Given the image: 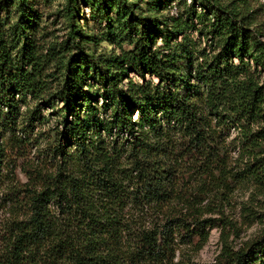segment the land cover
<instances>
[{
    "label": "trees",
    "instance_id": "1",
    "mask_svg": "<svg viewBox=\"0 0 264 264\" xmlns=\"http://www.w3.org/2000/svg\"><path fill=\"white\" fill-rule=\"evenodd\" d=\"M80 1L105 21L106 34L123 32L131 49L90 51V35L75 22L79 1L65 0L69 29L51 47L61 68L54 95L64 103L49 144L56 164L46 175L31 170L42 179L21 197L19 179L13 184L9 200L26 210L0 235V264H177L174 234L196 251L207 241L203 228L188 226L196 200L222 197L230 177L264 184V40L250 28L249 12L222 0ZM172 2L176 15L164 12ZM1 11L0 126L11 129L20 100L43 96L45 86L28 37L34 0H0ZM187 30L213 42L211 53L194 55L187 34L175 41ZM158 35L161 46L154 45ZM88 80L98 85L101 105L84 89ZM231 126L248 158L233 174L222 142ZM216 264H264V238L246 249L225 244Z\"/></svg>",
    "mask_w": 264,
    "mask_h": 264
},
{
    "label": "rangeland",
    "instance_id": "2",
    "mask_svg": "<svg viewBox=\"0 0 264 264\" xmlns=\"http://www.w3.org/2000/svg\"><path fill=\"white\" fill-rule=\"evenodd\" d=\"M78 1L80 17L75 22L83 27V31L91 38L85 42L86 48L102 56L120 54L131 49L123 32L116 31L115 36L106 34L105 21L95 18L89 7ZM186 1L191 2V0ZM222 1L230 3L231 8L243 13L249 12L254 19L250 28L258 32L260 39L264 40V0ZM34 6L37 15L33 22L34 28L28 37L35 44L41 60L40 78L44 82L45 90L40 94L43 96L37 98L27 94L20 100L16 121L11 129L0 126V235L12 219L21 218L22 211L26 210L17 207L9 200L16 179H19L20 184L15 195L21 197L26 193L27 188L38 184L37 181L42 179L41 176L35 179L31 170L36 169L46 175L54 170L56 164L49 144L54 128L58 126L61 129V108L64 103L57 100L54 95L57 87L60 86L61 68L54 58L55 54L51 47L59 48L60 42L66 37L69 24L64 16L65 0H34ZM177 11L175 2H172L167 12L166 10L164 12L176 15ZM0 15L2 16V11ZM111 15H114L113 12ZM13 21V14L7 16L4 21L5 28L9 29ZM84 22H87V25ZM186 34L189 35L196 49L194 55L199 56L202 51L211 53L213 42L206 40L194 30L179 34L175 41H182ZM22 43L21 41L19 46ZM154 45H162L159 35L155 38ZM14 48L13 53H15ZM197 50L201 52L197 53ZM128 77L134 82H142L133 73H129ZM145 79L155 81V78L149 75H146ZM88 83L90 85L87 88L85 86L84 89H88L96 96L98 85L92 80H88ZM101 102L99 95L92 100V103L97 105H101ZM35 110L37 115L34 118ZM132 114L136 117L135 111ZM67 116L70 118L72 113H67ZM222 142L226 167L232 174L242 171L248 163V158L242 154L239 129L231 126L228 132L223 134ZM29 176L33 178L29 180ZM197 178L198 173L195 172L191 182L194 187L198 183ZM230 180L231 186L222 197L208 194L203 200H196L198 210L188 220V226L197 232L203 228V234H207V241L199 250L196 251L194 242L184 243L185 238L174 234L177 243L175 258L177 264H216L217 257L225 244L233 250H238L246 249L255 240H263L264 184L256 180L241 181L238 177H230ZM198 220L203 222L198 224L196 222ZM197 238L196 235L194 241Z\"/></svg>",
    "mask_w": 264,
    "mask_h": 264
}]
</instances>
